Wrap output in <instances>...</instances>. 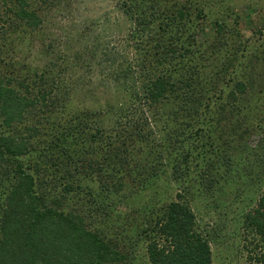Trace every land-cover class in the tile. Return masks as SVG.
Returning <instances> with one entry per match:
<instances>
[{
    "label": "rangeland",
    "instance_id": "1",
    "mask_svg": "<svg viewBox=\"0 0 264 264\" xmlns=\"http://www.w3.org/2000/svg\"><path fill=\"white\" fill-rule=\"evenodd\" d=\"M192 1L207 13V32H198L197 39L222 50L214 55L206 43L200 44L183 67L184 72H200L193 89L203 97L201 108L210 107L204 108L203 120L175 136L191 151L182 173L170 174L173 160L166 147L172 124L134 96L142 95V81L156 69L137 67L139 41L130 36L133 23L123 12L122 0L43 2L42 38L53 44L55 66L51 68L48 52L40 49L41 35H28L22 58L30 67L26 77L33 81L24 95L37 101L24 110L22 120L0 127L25 138L31 152L18 157L25 167L46 153L49 144L54 146L50 162L38 174L39 193L64 199L66 210L79 213L91 230L116 242L126 256L124 264H150L142 229L167 203L180 199L189 204L209 240L211 264H264V238L245 223L264 187V0ZM218 11L232 22L219 38L208 34ZM129 65L135 66L134 72L123 75ZM53 83L57 96L50 108L42 95L54 94ZM82 111L96 112L88 125L95 134L101 127L102 134L98 141L85 142L82 150L74 145L77 155L66 157L61 147L70 140L61 132L73 127ZM198 127L202 130L196 131ZM120 129H141L147 135L141 141L128 139L127 146L135 143L124 153L122 165L112 167L106 160L115 145L109 136ZM11 168L1 163L0 178ZM66 182L75 189L66 192Z\"/></svg>",
    "mask_w": 264,
    "mask_h": 264
},
{
    "label": "trees",
    "instance_id": "2",
    "mask_svg": "<svg viewBox=\"0 0 264 264\" xmlns=\"http://www.w3.org/2000/svg\"><path fill=\"white\" fill-rule=\"evenodd\" d=\"M46 1L0 0V126L3 124L9 127L12 122L22 120L24 110L37 101V98L29 99V96L24 95L31 89L33 81L26 77L30 67L26 65V59L22 58L26 57L24 54L28 35L31 38L35 35L39 38L41 35L40 49L48 52L51 68L55 66L57 58L53 44L45 43L41 32L44 24L42 4ZM174 1L122 0L123 12L133 23L130 36L139 41L141 57L137 59L140 62L137 67L139 70L148 69V72L150 67L156 69L153 76L148 73L147 79L142 81V95L133 93L135 98L149 102L148 106L153 108L154 116L166 117L167 122L172 124L169 133L170 137L172 135L171 140L168 138L170 146L166 147L170 148L167 152L172 154V176L183 172L182 163H186L191 156L189 147L184 150V140L175 136L185 134L186 128L191 129L199 120H203V111L210 107L208 103L205 109L201 108L203 97L193 89L200 72L188 68L184 72L183 67L186 69V62H190L200 44L206 43L214 55L222 50L214 43L210 45L206 39H197L198 32L204 36L207 32L204 25L207 13L203 6L200 3L194 4L192 0ZM49 2L55 4L56 0ZM218 13L211 20L208 34L214 33L219 38L223 36L224 28L232 22L231 19L227 20L229 16H224L220 11ZM228 53L225 50V54ZM134 68L130 65L125 67L123 75L133 73L131 70ZM176 70H182V73H175ZM53 84L51 89L54 94L42 95V99L49 102L42 104L43 111L46 104L51 108L57 96V86ZM239 85L242 86L239 91H242L244 85ZM58 89L61 87L58 86ZM129 94L132 95L131 92ZM230 96L233 97V93ZM95 113L82 111L76 115V124L61 132L63 139L69 137L70 140L65 143L68 146L61 147L66 157H70L71 153L77 155L78 151L73 150L74 145L82 150L86 148L83 145L85 142L98 141L102 128L97 127L99 133L95 134L88 125V118H93ZM201 130L202 127L196 129ZM146 135L141 129H120L110 135V144L115 145L113 151L108 152V165H122L124 153L135 143L130 142L127 146V140L141 141ZM69 146L72 147L66 151ZM53 147L49 144L43 157L33 153L36 159L25 167L18 159L31 152L25 138L0 127V165L5 162L12 165L11 169L3 173L5 176L0 178V196L4 194L0 202V264H124L126 256L116 242L102 237L98 230H91L79 213L66 210L61 203L64 199H46L47 193H39L41 184L38 174L40 168L41 171L45 168L43 163L50 162ZM65 174L69 178L72 176L68 169ZM74 189L72 182L65 183L66 192ZM245 223L264 238V187L256 205L247 212ZM142 232L150 264L212 262L209 240L198 228L189 204L182 199L167 203L164 212L144 227Z\"/></svg>",
    "mask_w": 264,
    "mask_h": 264
}]
</instances>
